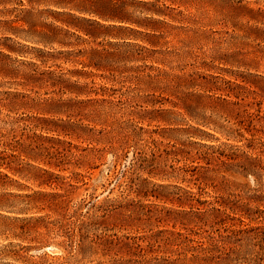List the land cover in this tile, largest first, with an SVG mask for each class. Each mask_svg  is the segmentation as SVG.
Wrapping results in <instances>:
<instances>
[{
  "label": "rangeland",
  "instance_id": "374dc122",
  "mask_svg": "<svg viewBox=\"0 0 264 264\" xmlns=\"http://www.w3.org/2000/svg\"><path fill=\"white\" fill-rule=\"evenodd\" d=\"M80 1L0 0V264H264V0Z\"/></svg>",
  "mask_w": 264,
  "mask_h": 264
},
{
  "label": "trees",
  "instance_id": "16d2710c",
  "mask_svg": "<svg viewBox=\"0 0 264 264\" xmlns=\"http://www.w3.org/2000/svg\"><path fill=\"white\" fill-rule=\"evenodd\" d=\"M129 1V0H128ZM140 1V0H136ZM176 1V0H172ZM122 2H127V0H122ZM152 5H156L154 2H151ZM70 5H72V9H75L80 12V14L73 13L71 11H68L67 15H70L72 19L74 20H63V22L70 26L74 27L75 30L82 31L84 34L89 35L91 37L97 38L102 35H105L107 33L108 35L113 34L114 32H121L124 33L128 29H133L129 26L116 24V23H104L99 18H89L81 13H93L98 15L99 17L105 19V20H115V21H134L135 18H133L126 10L125 7H123L122 4H113L111 0H82L78 3L72 4L70 2ZM154 9L157 6H153ZM80 22H91L92 25L85 26ZM139 21V20H138ZM135 22V21H134ZM140 24V22H135ZM76 30V31H77ZM68 31V30H67ZM75 31V32H76ZM103 59V58H102ZM90 63L92 65H95L97 67H102V65H105V62H101V60H90Z\"/></svg>",
  "mask_w": 264,
  "mask_h": 264
}]
</instances>
